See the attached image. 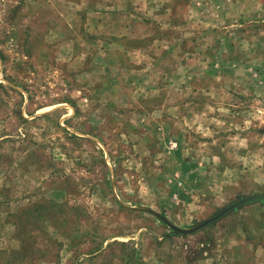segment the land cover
<instances>
[{"label": "rangeland", "instance_id": "rangeland-1", "mask_svg": "<svg viewBox=\"0 0 264 264\" xmlns=\"http://www.w3.org/2000/svg\"><path fill=\"white\" fill-rule=\"evenodd\" d=\"M254 3L0 0V264L263 263Z\"/></svg>", "mask_w": 264, "mask_h": 264}, {"label": "crops", "instance_id": "crops-1", "mask_svg": "<svg viewBox=\"0 0 264 264\" xmlns=\"http://www.w3.org/2000/svg\"><path fill=\"white\" fill-rule=\"evenodd\" d=\"M253 1L255 2L254 3V9L252 8V11H247L245 14V16H247L249 19V24L247 25V28H246L248 31L255 30L256 26L253 23H255L257 20H260V18L264 19V0H253ZM253 72H254V76H255V70L254 69H253ZM261 72H262V70L260 69L256 73L257 77H254V78H260ZM263 224H264V222H263ZM262 240H263V243H262L260 248L262 249V252L264 255V234H263ZM260 248L258 250H260ZM262 264H264V257H263V263Z\"/></svg>", "mask_w": 264, "mask_h": 264}, {"label": "water", "instance_id": "water-1", "mask_svg": "<svg viewBox=\"0 0 264 264\" xmlns=\"http://www.w3.org/2000/svg\"><path fill=\"white\" fill-rule=\"evenodd\" d=\"M260 199H264V194L262 195H259V196H252V197H248V198H244L243 200H240L239 202H237L236 204H234L233 206L229 207L228 209L224 210L222 213L219 214V216H217L216 218L222 216L224 213L228 212L229 210H233L237 207H240L242 204L248 202V201H252V200H260ZM163 218V217H162ZM216 218L212 219L211 221L209 222H205L204 224H202L201 226L195 228L194 230H189L187 231V233H190V232H194L198 229H200L201 227H203L204 225L210 223V222H213ZM166 221V220H165ZM176 228V227H175ZM179 232H183L184 230H180L178 228H176ZM186 232V231H184Z\"/></svg>", "mask_w": 264, "mask_h": 264}]
</instances>
